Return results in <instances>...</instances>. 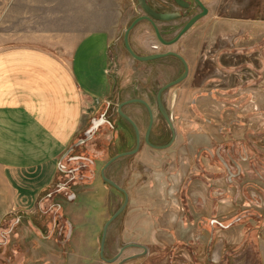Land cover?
Masks as SVG:
<instances>
[{
    "label": "rangeland",
    "instance_id": "374dc122",
    "mask_svg": "<svg viewBox=\"0 0 264 264\" xmlns=\"http://www.w3.org/2000/svg\"><path fill=\"white\" fill-rule=\"evenodd\" d=\"M202 1L209 16L190 36L198 79L165 96L166 106L177 108L178 121L185 108V143L169 152H146L138 167L139 185H146L133 190V207L111 226L106 259L138 243L147 248L146 258L127 264H264V0ZM135 4L0 0V52L57 47L64 40L73 46L96 31L119 32ZM138 34L140 41L152 39ZM64 47L55 51L72 56ZM113 70L120 86L128 87L121 99L132 97L135 88L138 94L147 78L140 81L123 59ZM109 196L106 205L120 202L118 195ZM51 205V198L40 204L43 218L37 209L0 228V264H107L99 258V241L114 209L65 207L61 215L72 220L73 237L60 243L41 240L37 230L42 221L43 232H52ZM140 252L128 249L120 259Z\"/></svg>",
    "mask_w": 264,
    "mask_h": 264
},
{
    "label": "flooded vegetation",
    "instance_id": "af4514ba",
    "mask_svg": "<svg viewBox=\"0 0 264 264\" xmlns=\"http://www.w3.org/2000/svg\"><path fill=\"white\" fill-rule=\"evenodd\" d=\"M135 3L138 9L127 10L124 15L125 26L114 33L108 49V75L113 84L110 96L98 106L80 135L62 155L57 166L55 190L46 194L41 201L44 204L50 198L52 200L47 212L51 214L52 232H43L42 221L37 227L41 240L69 243L73 237V224L69 217L61 215L65 207L90 208L93 211L111 207L114 211L103 222L99 241V258L105 263L104 259L109 261L116 257L113 263H135L147 256L145 246L128 243L113 258L106 259L104 249L107 235L111 226L122 220L129 208L133 207V190L138 192L146 185H139L138 178V167L146 158V152H169L178 143H185V108H180L181 119L178 121L177 108H168L165 96L188 84L191 79H198L199 73L196 75L189 58L190 36L210 12L202 0H143L144 8L138 0ZM202 7L206 10L205 15ZM195 18L198 19L190 25ZM136 20L140 22L127 35L129 52L125 35ZM138 33L149 35L152 39L140 41ZM134 56L151 59L141 61ZM122 59L139 80L147 76L143 81L140 80L143 85L141 90L137 89L139 93L135 92V88L129 99H121L128 87L120 86L113 70ZM156 79L158 82H155ZM141 91L143 96L151 98L150 102L140 97ZM179 123L184 127L183 132ZM111 193L120 197L118 204L106 205V197L109 199ZM100 197L104 199L99 200ZM38 209L43 218L45 211L42 206ZM56 222L58 227L54 231ZM218 226L224 229L221 224ZM128 249L141 252L120 259Z\"/></svg>",
    "mask_w": 264,
    "mask_h": 264
},
{
    "label": "crops",
    "instance_id": "0c3cea01",
    "mask_svg": "<svg viewBox=\"0 0 264 264\" xmlns=\"http://www.w3.org/2000/svg\"><path fill=\"white\" fill-rule=\"evenodd\" d=\"M113 35L0 52V228L39 208L87 113L109 98ZM62 45L72 56L55 51Z\"/></svg>",
    "mask_w": 264,
    "mask_h": 264
},
{
    "label": "water",
    "instance_id": "95a60500",
    "mask_svg": "<svg viewBox=\"0 0 264 264\" xmlns=\"http://www.w3.org/2000/svg\"><path fill=\"white\" fill-rule=\"evenodd\" d=\"M139 1V3L141 4V6L144 8V4H143V0H138ZM203 8V7H202ZM203 10H204V13H203V15H205L206 14V10L203 8ZM198 18H195L194 20H192L191 21V23H190V25H192L196 20H197ZM138 22H140V20H136L132 25H131V27L128 29V31L126 32V35H125V42H126V47L128 48V50H129V52H131L130 51V49H129V47H128V44H127V35H128V33H129V31L131 30V29H133L137 24H138ZM135 57V56H134ZM135 58H137V57H135ZM137 59H139V60H141V61H147V60H150L151 58H137ZM119 214V212L118 213H116L115 215H114V217L111 219V221L112 220H114L115 218H116V216ZM108 225V224H107ZM107 225L105 226V228H104V234H103V238H102V242H101V248L103 247V245H104V240H105V234H106V230H107ZM117 259V257L116 258H114V259H112V260H105L104 259V261H106L107 263H113V262H115V260Z\"/></svg>",
    "mask_w": 264,
    "mask_h": 264
}]
</instances>
